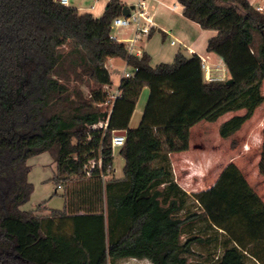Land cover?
<instances>
[{"label":"trees","instance_id":"trees-1","mask_svg":"<svg viewBox=\"0 0 264 264\" xmlns=\"http://www.w3.org/2000/svg\"><path fill=\"white\" fill-rule=\"evenodd\" d=\"M178 1L187 18L217 31L207 50L225 63L231 82L207 80L197 54L153 67L149 54L129 53L111 37L120 0L99 18L57 0H0V264H189L195 244L217 239L194 233L202 222L227 237L217 264L260 256L254 246L264 243V200L241 169L230 163L194 195L191 209L169 155L189 150L200 122L245 110L220 126L222 138L232 137L264 103V12L248 0ZM110 58L137 72L122 79L109 113ZM145 88L142 118L131 127ZM115 130L127 132L124 177L105 180L97 166L86 176L100 150L104 172L113 166ZM44 152L56 164L51 180L64 186V208L49 216L23 209L34 192L28 161ZM259 171L264 177V139Z\"/></svg>","mask_w":264,"mask_h":264},{"label":"crops","instance_id":"crops-1","mask_svg":"<svg viewBox=\"0 0 264 264\" xmlns=\"http://www.w3.org/2000/svg\"><path fill=\"white\" fill-rule=\"evenodd\" d=\"M109 1L110 0H106V3L102 8V14ZM139 1L144 2L146 9L149 15L152 17L154 23L151 33L147 37L142 36L141 38L137 39L136 42L133 44L132 54L139 57H141L144 53L149 54L151 56V65L153 67H156L160 63H173L178 53H182L186 57H191L192 55L197 54L198 56L201 57L202 60H206L207 65L211 68L210 71L211 77L209 78V76H207L206 74L207 80H214V81L231 80V76L222 59L219 56H217L215 53L209 52L207 50L209 40L217 35V31L204 30L197 22L187 18L184 15V6L180 4L178 0H137V3ZM248 1L251 5H253L257 9L259 7L264 8V0H248ZM120 2L122 5L125 6H131L132 3H134L131 2L130 0H120ZM97 3L98 0H95V4L91 5L90 7L84 10H80L79 7L76 8L82 14L83 13L92 14V11L96 8ZM101 16L102 15L96 18H99ZM120 32L123 35V38L122 39L118 38V41L124 43L125 45H128L129 44L128 40L134 36L133 30L121 29ZM172 41H175V44H171ZM120 60L123 61L121 62L122 63L121 65L116 63V61H120ZM108 65L110 66L109 70L111 73L112 83H113L112 86L110 87L116 90L120 86L124 72L127 71V69L129 68L131 69L130 71H132V68L127 64L125 60L121 58H110L108 60ZM262 92L264 95V85L262 88ZM141 96H143V105H142V115H143L144 108L149 96V89L145 88ZM243 114H245V110L230 112L223 115L216 121L218 123L217 130H218V137L220 138V140L228 139V138H222L220 136L219 129L222 123L226 122L227 120L231 119L236 115H243ZM216 122L207 121V123H216ZM130 125L131 127H136V125L135 126H133L132 124ZM196 126H194L191 129L190 146L192 143V133ZM263 133H264V103L255 110L253 116L247 122H245L243 127L233 136H235L237 140H240L242 145L246 144V146H248L249 148H255L256 151L258 152L257 165L254 169L255 172L252 173L254 177L251 176L250 172H245V170L240 166L239 168L245 175L250 185L256 190L259 196L264 200V193L261 192V189L264 188V177L261 175L259 171V163L261 160V147L264 139ZM121 149L122 148H120V151ZM188 151L189 150L180 153L171 154L169 155V160H170V165L172 168L174 180L179 184V186L184 191H186L188 194L191 195L190 191L183 186L184 182H188L193 178L192 171H188L190 170L189 168H191L189 165L191 164V160L189 159ZM51 161L52 164H54V173H55L56 164L53 158L51 159ZM223 170L220 171V173H218L217 177H214V175L211 176L210 174L207 175L206 181H211L212 185L209 186L208 188L203 189L202 191H205L211 188L212 186H214L216 180H218ZM44 174L47 175V179L50 180L54 176V175L51 176L46 173ZM30 176L31 175H29V180L35 186ZM110 176H111L110 178L112 177L117 178L114 163H113V172L111 173ZM123 177H124V172H123V176L118 177L117 179ZM201 181H203V179ZM43 191L44 192L41 194V199L43 200H37L38 203L32 207H26L27 205H25L23 209L34 210L36 211V214L39 216H49L52 210H57V209H50L45 205L46 201H44V197L46 198L49 194L48 192H46L47 191L46 189L44 190V187H43ZM202 191H197V192H202ZM127 259L139 261V263L137 264H152L148 259H142V260L136 258H127ZM122 260H126V259H121V261Z\"/></svg>","mask_w":264,"mask_h":264},{"label":"rangeland","instance_id":"rangeland-1","mask_svg":"<svg viewBox=\"0 0 264 264\" xmlns=\"http://www.w3.org/2000/svg\"><path fill=\"white\" fill-rule=\"evenodd\" d=\"M132 5H136L137 0H130ZM106 0H98L96 8L92 11L95 17L102 15V8ZM95 4V0H70V6L79 7L80 10H84L91 5ZM179 5V4H178ZM121 29L113 28L112 34L116 35L119 39L123 38L121 34ZM123 61H116L117 64H122ZM131 69H127L130 71ZM94 86V85H93ZM117 87V85H116ZM82 89L86 95L89 94V88L87 86H82ZM263 93V92H262ZM142 105L143 96H140L139 102L137 104L134 116L132 118V125L138 126L141 116H142ZM218 123H207V121H202L197 125L192 133V143L188 151L189 159L191 164L189 168L193 173V178L188 182H184L183 186L187 188L191 195L189 194V205L191 209L195 208L194 195L200 193L197 191H202L212 185L211 181H206L207 175L217 177L218 173L225 169L230 163H235L238 167L240 166L245 170V172L252 173L255 172V167L257 165V154L255 148H249L246 144L237 140L235 136L230 137L225 140H220L218 137L217 130ZM235 142V143H234ZM52 157L49 152H44L38 156L29 159L28 164L32 166L30 173L31 180L34 182V192L31 196V200L26 204V207L35 206L38 203L37 200L41 199V194L46 189L48 196L45 198V205L50 209L62 210L64 208V186L59 189L58 186L50 179H47V175H54V164L50 158ZM125 166V160L120 154V148H117L114 152V167L116 170V177L123 176V168ZM109 176L108 178H110ZM203 179V181H201ZM217 181V180H216ZM57 191V193H56ZM264 193V188L261 189ZM41 201V202H44ZM39 205V204H38ZM194 233L202 235L206 238L216 237L217 239L210 245H194L195 254L191 255L189 258V264H217L218 257L223 253L224 241L227 238L222 232L209 229L206 223H197L194 226ZM186 237V236H185ZM255 250L260 253V256L256 257L253 255H248L246 259V264H264V243L256 244ZM139 261L136 260H119L113 264H137Z\"/></svg>","mask_w":264,"mask_h":264},{"label":"built area","instance_id":"built-area-1","mask_svg":"<svg viewBox=\"0 0 264 264\" xmlns=\"http://www.w3.org/2000/svg\"><path fill=\"white\" fill-rule=\"evenodd\" d=\"M58 2L61 3L62 5H65V6L70 5V0H59ZM134 6L135 7H134V9L131 10L129 16H125L122 13L120 16L116 17L112 22V30H113V28L132 29L133 30L134 36L128 40L129 44L126 45L129 53H131V54H132V50H133V44L136 42L137 39L141 38L142 36L147 37L152 31L153 23H154L152 17L149 15L143 1H139ZM258 10L260 12H264L263 7H259ZM111 37L118 41V37L116 35L112 34ZM171 44H175V41H172ZM202 61H203V68L205 69L207 76H209V78H210L211 77L210 76L211 68L207 65L206 60H202ZM106 68L108 70L110 69L108 62L106 64ZM136 72H137V69H132V71H125L123 74V78L134 77ZM104 90L106 92V101L104 103V106L109 109V113H110L112 111V107H113L115 101L119 97H121V90H120V88H117L116 90H114L110 86H105ZM97 126L98 125H93V128H96ZM99 126H104L106 128L107 122L100 123ZM117 131H121V130L113 131V137H112L113 155H114V152L117 148H123L126 144V135H120V134L115 135V133ZM90 139L91 138H89V140ZM103 160H104V157H103L101 150H100L98 158L92 157L85 164L84 172H85L86 176H91L93 170L97 166L101 171V175H102L103 179H105V180L108 179V177L113 172V166L110 165L109 170L107 172H104ZM58 187L62 188V186H58Z\"/></svg>","mask_w":264,"mask_h":264},{"label":"water","instance_id":"water-1","mask_svg":"<svg viewBox=\"0 0 264 264\" xmlns=\"http://www.w3.org/2000/svg\"><path fill=\"white\" fill-rule=\"evenodd\" d=\"M57 1H59V0H57ZM134 7H135L134 5H131V6H124V7H123V10H122L123 15H125V16H129L131 10L134 9ZM231 81H232V79L229 80L228 82H231ZM116 134L127 135V132H126L125 130H121V131H117V132L115 133V135H116Z\"/></svg>","mask_w":264,"mask_h":264}]
</instances>
